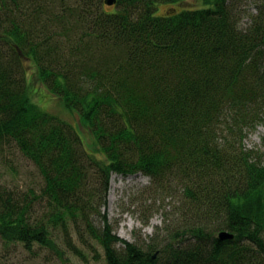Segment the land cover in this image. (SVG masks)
Returning a JSON list of instances; mask_svg holds the SVG:
<instances>
[{
  "label": "trees",
  "instance_id": "obj_1",
  "mask_svg": "<svg viewBox=\"0 0 264 264\" xmlns=\"http://www.w3.org/2000/svg\"><path fill=\"white\" fill-rule=\"evenodd\" d=\"M249 1L0 0V158L17 151L41 182H0V242L61 260L99 246L105 264H264V138L245 144L264 114V0ZM25 60L102 157L30 99ZM137 172L161 224L128 241L101 209L111 174Z\"/></svg>",
  "mask_w": 264,
  "mask_h": 264
},
{
  "label": "rangeland",
  "instance_id": "obj_2",
  "mask_svg": "<svg viewBox=\"0 0 264 264\" xmlns=\"http://www.w3.org/2000/svg\"><path fill=\"white\" fill-rule=\"evenodd\" d=\"M254 1L250 0L249 2ZM193 0H186L184 5L192 3ZM178 7V5H176ZM172 6L167 3L158 5L160 13L166 12ZM106 9L111 5L105 4ZM159 14L158 12H156ZM246 18L242 19L244 22ZM27 91L30 99L59 118L71 124L77 131L83 148L94 157H102L98 150L97 143L89 129L82 122L76 111L68 109L61 99L40 83L36 68L30 60L23 62ZM264 138V114L254 127L248 129L245 144L248 147H259ZM0 182L16 189L25 191L29 187L38 188L40 177L31 162L25 159L17 151L6 154L0 158ZM150 180L149 177L137 172L128 175L112 173L109 178V188L106 195L105 206L102 212L105 213L114 227L118 237L128 240H141L154 232V227L161 224L162 207L161 201L149 198ZM171 199H165L163 203ZM148 206H153L149 211ZM167 208V207H166ZM149 215L146 224L142 221ZM74 236H76L74 234ZM63 247V246H62ZM96 250V251H95ZM98 252V253H96ZM0 263L4 264H105L99 246L91 250L84 257L69 260L68 257L60 259L57 254L48 248L27 251L19 244L10 246L0 242Z\"/></svg>",
  "mask_w": 264,
  "mask_h": 264
},
{
  "label": "water",
  "instance_id": "obj_3",
  "mask_svg": "<svg viewBox=\"0 0 264 264\" xmlns=\"http://www.w3.org/2000/svg\"><path fill=\"white\" fill-rule=\"evenodd\" d=\"M104 2L108 5H111L115 2V0H104ZM218 237L220 239H229L233 237V234L231 232H229L228 230H221L218 233Z\"/></svg>",
  "mask_w": 264,
  "mask_h": 264
}]
</instances>
